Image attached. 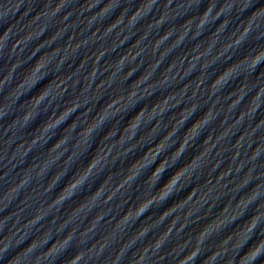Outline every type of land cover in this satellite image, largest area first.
<instances>
[{"label":"water","instance_id":"obj_1","mask_svg":"<svg viewBox=\"0 0 264 264\" xmlns=\"http://www.w3.org/2000/svg\"><path fill=\"white\" fill-rule=\"evenodd\" d=\"M249 237H264V79L116 148L0 180V264H238Z\"/></svg>","mask_w":264,"mask_h":264},{"label":"clouds","instance_id":"obj_2","mask_svg":"<svg viewBox=\"0 0 264 264\" xmlns=\"http://www.w3.org/2000/svg\"><path fill=\"white\" fill-rule=\"evenodd\" d=\"M262 10H264V9H262ZM244 31L247 32V31H249V29L245 28ZM237 42L239 43L241 41L238 40ZM262 58H264V47H259V48L254 49L250 55L246 54L245 56H243L241 58V60L245 62L244 63L245 65H248L253 71H255L258 67H260ZM228 67L229 66H226L225 69H227ZM90 164H91V162H90ZM157 169H160L159 165H157V167L153 170V172L148 173V175L144 179L145 183H147L151 179V177L153 176V174L156 172ZM89 170H90V168H89ZM177 172H179V170L174 172L167 180H164V183L160 184L159 189H157V190L164 189L165 186L173 179V177L176 175ZM80 182L81 181H79V183ZM76 186H77V184L73 183V188H75ZM66 187H68V186L66 185ZM153 187L155 188L156 186L153 185ZM147 209L148 208H145L142 213H144ZM255 221H256L255 216L249 218V221H244V223L247 225L246 227H247L248 232H251L253 230V228L255 227ZM241 230L243 231V228H241ZM225 237H227V240L225 241V243H227L231 239L232 233H229ZM249 242H251V243H249ZM246 243H247V248H246V250H245V248H243V251L239 255V261H243L245 259V257L250 256L254 260H258L259 264H264V257L259 256L260 250L262 248H264V237H262L256 241H253L252 238L249 237V240ZM5 247H7V246H5ZM213 255H215V253H213ZM71 258H72V260L77 259V257H75V256H72ZM81 259H82V257H81ZM72 260H70V264H72ZM239 261H238V264H239Z\"/></svg>","mask_w":264,"mask_h":264}]
</instances>
